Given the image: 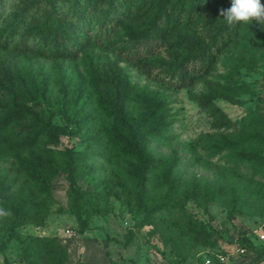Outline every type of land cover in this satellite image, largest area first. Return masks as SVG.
Returning <instances> with one entry per match:
<instances>
[{
    "label": "rangeland",
    "instance_id": "rangeland-1",
    "mask_svg": "<svg viewBox=\"0 0 264 264\" xmlns=\"http://www.w3.org/2000/svg\"><path fill=\"white\" fill-rule=\"evenodd\" d=\"M198 4L199 14L188 23L179 21L169 44L154 46L138 59L119 54L127 45L123 30L114 43L103 41L104 48L94 46L73 58L54 56L31 37L30 19L41 17L43 0L0 5V120L8 119L9 140L15 109L22 114L18 122L33 124L35 131L17 150L0 142V186L10 194L29 192L33 218L14 231L56 237L66 250L64 264H202L208 252L220 254V264H264L259 254L264 240L257 236L264 232V173H254L249 160L234 157L243 143L252 160L264 165V24L253 20L229 27L219 10L231 0ZM58 11L68 15L63 5ZM84 14L89 18L91 13ZM26 31L29 37L21 45ZM73 33L79 36L78 30ZM108 34L100 31L103 38ZM183 34L193 40L181 39ZM202 49L209 55L187 61L186 84L170 85L171 69L187 52L196 55ZM117 76L127 82L126 105L133 115L141 97L157 94L163 101L166 125L155 136L145 134L154 161L144 172L130 160L108 155L97 131V123L106 121L97 100L111 95ZM58 100L70 112L68 121L58 112ZM246 114L248 121L240 124ZM47 122L56 129L54 142L46 137ZM67 154L81 193L83 232H78L67 190ZM30 157L54 166L42 194L27 178ZM157 204L162 205L153 210ZM6 232L0 229L2 239ZM238 236L251 244L241 253ZM19 254L17 242L9 240L0 264L2 257L6 264H23Z\"/></svg>",
    "mask_w": 264,
    "mask_h": 264
},
{
    "label": "trees",
    "instance_id": "trees-1",
    "mask_svg": "<svg viewBox=\"0 0 264 264\" xmlns=\"http://www.w3.org/2000/svg\"><path fill=\"white\" fill-rule=\"evenodd\" d=\"M3 2L4 0H0V5ZM59 5L64 6L68 15L58 11ZM42 7L44 11L41 17L30 19L32 21L30 29L32 27L33 31L31 37H37L35 42L39 43L37 46L39 49H48L50 54H54V56L69 58L75 57L79 51L94 46L104 48L103 41H107L109 45L114 43L118 39V31L123 30L127 45L118 49L119 54H127L125 57L128 59H138L145 56L146 52H153L152 47L154 46L169 44L170 37L174 35L173 30L178 27L179 21L188 23L191 18L199 14L198 0H43ZM84 13H91L92 16L90 14L87 18ZM23 20L24 18H21V21ZM93 27H95V32H92ZM106 29L109 34L103 38L100 31L107 33ZM75 30L79 31L77 37L73 33ZM23 35L21 45L25 44V39L29 37V31L24 32ZM181 39L193 40L188 38L186 34H183ZM3 41L4 39L1 40L0 36V46L4 43ZM207 55L209 53L205 54L204 49L196 55L187 52L175 66L176 68L171 69L168 74L170 85L175 88L183 87L187 81L184 76L187 61L189 59L201 60ZM117 78L114 77L112 83L114 91L111 92V95H105L103 99L97 100L96 106L106 119V121L97 123V131L105 138L103 146L107 147L108 155L117 160H130L133 167L144 172L153 166L154 161L151 154L146 150L145 134L155 136L166 125L163 101L157 94L141 97L139 101L140 110L133 115L126 105L128 102L127 82L125 79ZM56 106L64 121H68L70 112L65 108L64 101L58 100ZM15 110L17 114L13 115L15 116L13 120H16L17 123L14 124L16 126L14 136L11 140L6 139L5 128L7 126L4 124L8 119L5 121L1 119L0 142L17 150L28 145L33 139L35 131L33 124L30 126L22 121L18 122V119L21 120L22 114H18V109ZM248 119L247 114L241 116L239 118L240 124L246 123ZM44 125L47 127L45 132L47 139L54 142L57 136L56 129L50 126L49 122ZM237 145L232 144L231 146ZM241 146L243 143L234 149L236 160H249L254 173H264V169L261 170L264 165L252 160V156ZM30 158L27 161L29 164V167L26 168L27 178L30 179L31 187L38 194H42L50 187L46 177L50 175L54 166L47 159L40 158L36 161L34 157ZM67 158L68 161L64 165V170L67 190L71 194L72 214L77 222L78 232H83L87 223L81 216L80 205L78 204L81 193L74 187L71 176L73 158L68 154ZM260 161L263 160L260 159ZM166 181L168 182L167 177ZM169 187L171 191L172 186ZM28 193L10 194L6 188L0 186V207L9 210L11 213L9 216L0 217V229L6 228L7 230L4 239L0 237V251L6 242L13 239L20 247L19 257L23 264H64L67 261L66 250L56 237L34 236L14 231V227L22 226L33 218V197ZM230 201L232 205H235L237 199L232 197ZM161 205L157 204L152 208L156 210ZM237 240L244 248L251 246L246 236H238ZM259 254H264V248ZM210 255V252L206 254L210 259H214L217 264L221 263ZM257 255L258 253L252 259L253 263L257 261ZM212 259L209 264H213ZM203 260L204 258L202 264ZM1 264H6L4 257H2ZM130 264L133 262L130 261Z\"/></svg>",
    "mask_w": 264,
    "mask_h": 264
},
{
    "label": "clouds",
    "instance_id": "clouds-1",
    "mask_svg": "<svg viewBox=\"0 0 264 264\" xmlns=\"http://www.w3.org/2000/svg\"><path fill=\"white\" fill-rule=\"evenodd\" d=\"M219 12L229 27L253 20L264 24V3L261 0H231L230 6L220 9ZM9 215V210L0 207V217Z\"/></svg>",
    "mask_w": 264,
    "mask_h": 264
},
{
    "label": "built area",
    "instance_id": "built-area-1",
    "mask_svg": "<svg viewBox=\"0 0 264 264\" xmlns=\"http://www.w3.org/2000/svg\"><path fill=\"white\" fill-rule=\"evenodd\" d=\"M257 236H258V239H259V240H264V232L259 233ZM237 251H238L239 253H241V252L243 251V248H242V247H239V248L237 249ZM210 253H211V255L214 256V258L217 259V261H219V262L223 261V257H222L220 254H214V253H212V252H210ZM210 262H211L210 257H207V256L204 257L203 264H209ZM186 264H189V263H186ZM193 264H196V263H193Z\"/></svg>",
    "mask_w": 264,
    "mask_h": 264
},
{
    "label": "crops",
    "instance_id": "crops-1",
    "mask_svg": "<svg viewBox=\"0 0 264 264\" xmlns=\"http://www.w3.org/2000/svg\"><path fill=\"white\" fill-rule=\"evenodd\" d=\"M243 248V247H242ZM243 250H245V248H243Z\"/></svg>",
    "mask_w": 264,
    "mask_h": 264
}]
</instances>
